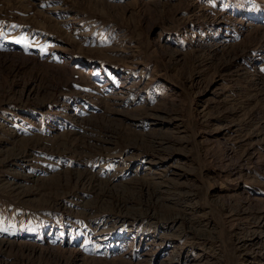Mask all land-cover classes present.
<instances>
[{
  "label": "rangeland",
  "instance_id": "obj_1",
  "mask_svg": "<svg viewBox=\"0 0 264 264\" xmlns=\"http://www.w3.org/2000/svg\"><path fill=\"white\" fill-rule=\"evenodd\" d=\"M0 264H264V0H0Z\"/></svg>",
  "mask_w": 264,
  "mask_h": 264
}]
</instances>
